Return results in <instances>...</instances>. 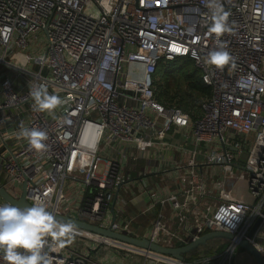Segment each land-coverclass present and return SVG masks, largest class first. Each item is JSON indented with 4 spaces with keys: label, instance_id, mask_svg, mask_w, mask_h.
Segmentation results:
<instances>
[{
    "label": "built area",
    "instance_id": "obj_1",
    "mask_svg": "<svg viewBox=\"0 0 264 264\" xmlns=\"http://www.w3.org/2000/svg\"><path fill=\"white\" fill-rule=\"evenodd\" d=\"M220 3L231 31L217 38L209 0H0L7 191L19 199L25 186L27 201L54 215L166 248L233 236L186 263L77 228L49 252L52 264H98L89 248L112 245L142 264H233L245 239L264 258V0ZM221 46L234 58L222 70L207 64ZM178 60L211 89L191 115L156 96L159 65ZM39 84L65 101L53 115L32 108ZM21 122L47 132L45 152L17 139ZM141 217L147 225L135 226Z\"/></svg>",
    "mask_w": 264,
    "mask_h": 264
},
{
    "label": "clouds",
    "instance_id": "obj_2",
    "mask_svg": "<svg viewBox=\"0 0 264 264\" xmlns=\"http://www.w3.org/2000/svg\"><path fill=\"white\" fill-rule=\"evenodd\" d=\"M209 7V33L219 38L230 32L228 13L220 0H209ZM230 63H234V58L222 46L208 54L207 64L217 69L222 70ZM29 95L36 112L53 115L65 103L59 95L49 93L45 84L31 87ZM16 137L26 140L37 153L47 150L48 134L45 130L28 127L21 122ZM76 235V225L58 220L43 200L26 207L12 203L0 205V258L5 264H52L49 252L64 247Z\"/></svg>",
    "mask_w": 264,
    "mask_h": 264
},
{
    "label": "trees",
    "instance_id": "obj_3",
    "mask_svg": "<svg viewBox=\"0 0 264 264\" xmlns=\"http://www.w3.org/2000/svg\"><path fill=\"white\" fill-rule=\"evenodd\" d=\"M174 70H178V72L174 74ZM155 80L157 99L166 106L177 105L190 115L198 106V102L211 94V89L202 82L200 71L190 61L161 62L155 74ZM147 221H149V217H141L136 220L135 226H146ZM227 242L222 239L210 241L206 246L186 255L185 262L191 263L198 258L210 256L218 248L220 252ZM138 259L143 263V258L139 257ZM233 264H256V262L248 252L240 248Z\"/></svg>",
    "mask_w": 264,
    "mask_h": 264
},
{
    "label": "water",
    "instance_id": "obj_4",
    "mask_svg": "<svg viewBox=\"0 0 264 264\" xmlns=\"http://www.w3.org/2000/svg\"><path fill=\"white\" fill-rule=\"evenodd\" d=\"M26 197H27V191H26L25 186L21 194V197L19 199H16L13 195L10 194V192L7 191V189L0 182V198L6 203H12L19 207L30 206L31 204L27 201ZM114 207H115V202L112 207L113 222L116 219ZM55 216L60 221L74 223L77 228L100 235L106 239H110V240L117 241V242H120L126 245H130V246H133V247L145 250V251H149L151 253L158 254L164 257L174 258L181 262L185 261L186 255L194 252L200 247L206 246L208 242L210 241L217 240V239H222V240H227V241L233 240V236L228 233L211 232V233L203 235L199 239L187 245L173 247V248H166V247L153 244L146 238L139 239L136 237L119 234V233L113 232L111 229H103L97 225L89 224L85 221L71 218L69 215H64V216L55 215ZM261 222H262V219L259 218L258 221L255 223V225L250 230L248 234L249 238L253 236V234L255 233L256 229L259 227ZM240 248L248 252L250 256L255 260L256 264H264L263 256L250 244V242L247 239L243 240L240 243ZM100 249H101V246L97 247L96 249L89 248L91 255L97 253Z\"/></svg>",
    "mask_w": 264,
    "mask_h": 264
},
{
    "label": "rangeland",
    "instance_id": "obj_5",
    "mask_svg": "<svg viewBox=\"0 0 264 264\" xmlns=\"http://www.w3.org/2000/svg\"><path fill=\"white\" fill-rule=\"evenodd\" d=\"M177 72L178 70H174V74H176ZM179 73L182 72L179 71ZM74 240L77 243H82L83 249H86L87 247H89V245L92 244V242L89 240H81V239H77V241L76 239ZM90 256L91 259L98 264H104V263L105 264H139L141 263V260L138 258L139 257L144 258L142 256H136V254H132V253L130 254V252L126 250L122 251L118 249L115 245L103 246L102 249H100L97 253L92 254Z\"/></svg>",
    "mask_w": 264,
    "mask_h": 264
},
{
    "label": "bare ground",
    "instance_id": "obj_6",
    "mask_svg": "<svg viewBox=\"0 0 264 264\" xmlns=\"http://www.w3.org/2000/svg\"><path fill=\"white\" fill-rule=\"evenodd\" d=\"M103 240H107V239H103ZM108 242H110L109 240H107Z\"/></svg>",
    "mask_w": 264,
    "mask_h": 264
},
{
    "label": "crops",
    "instance_id": "obj_7",
    "mask_svg": "<svg viewBox=\"0 0 264 264\" xmlns=\"http://www.w3.org/2000/svg\"><path fill=\"white\" fill-rule=\"evenodd\" d=\"M137 209V208H136Z\"/></svg>",
    "mask_w": 264,
    "mask_h": 264
}]
</instances>
